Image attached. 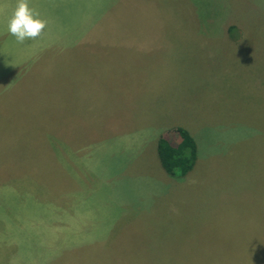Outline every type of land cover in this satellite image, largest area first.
<instances>
[{"label":"rangeland","instance_id":"rangeland-1","mask_svg":"<svg viewBox=\"0 0 264 264\" xmlns=\"http://www.w3.org/2000/svg\"><path fill=\"white\" fill-rule=\"evenodd\" d=\"M28 4L19 43L0 0V264H264V0Z\"/></svg>","mask_w":264,"mask_h":264},{"label":"trees","instance_id":"trees-1","mask_svg":"<svg viewBox=\"0 0 264 264\" xmlns=\"http://www.w3.org/2000/svg\"><path fill=\"white\" fill-rule=\"evenodd\" d=\"M170 139L162 138L158 145V160L162 168L176 178H184L194 167L196 161V144L192 137L183 129L176 128L167 132ZM169 144V145H168Z\"/></svg>","mask_w":264,"mask_h":264},{"label":"clouds","instance_id":"clouds-1","mask_svg":"<svg viewBox=\"0 0 264 264\" xmlns=\"http://www.w3.org/2000/svg\"><path fill=\"white\" fill-rule=\"evenodd\" d=\"M47 24L40 18V13L29 7L28 0H17L15 10L8 22V31L17 42L35 40L41 36Z\"/></svg>","mask_w":264,"mask_h":264}]
</instances>
